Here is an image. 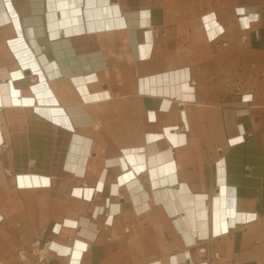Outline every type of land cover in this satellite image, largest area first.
Returning a JSON list of instances; mask_svg holds the SVG:
<instances>
[{
    "label": "crops",
    "instance_id": "crops-1",
    "mask_svg": "<svg viewBox=\"0 0 264 264\" xmlns=\"http://www.w3.org/2000/svg\"><path fill=\"white\" fill-rule=\"evenodd\" d=\"M110 1L129 27L51 37L47 0H13L21 36L11 21L0 24V69L25 73L0 76V86L35 99L0 107V260L19 264L18 247L43 227L76 220L78 229L64 227L56 240L68 244L80 231L88 248L81 264H264V0ZM239 7L256 14L248 31ZM141 9L152 13L148 58L138 51ZM210 12L226 31L216 40L204 25ZM36 18L44 26L29 34L24 21ZM19 41L28 60L12 47ZM178 68L190 71L193 101L170 95L168 86L143 91V79ZM244 131L245 142L229 145ZM126 172L144 195L122 180ZM25 176L48 183L21 184ZM158 179L164 183L155 185ZM87 188L90 198L75 193ZM96 209L102 214L94 219ZM89 228L94 237L83 233ZM53 264L69 258L55 255Z\"/></svg>",
    "mask_w": 264,
    "mask_h": 264
},
{
    "label": "bare ground",
    "instance_id": "bare-ground-1",
    "mask_svg": "<svg viewBox=\"0 0 264 264\" xmlns=\"http://www.w3.org/2000/svg\"><path fill=\"white\" fill-rule=\"evenodd\" d=\"M4 4V10L0 12V24L6 21H11L17 31L19 32L20 36L23 33V23L21 22L19 13L14 7L13 0H0ZM36 3H39V0H33ZM48 2V11L46 20H42L46 24L48 23L49 28V36L56 37L59 34H66V35H74L79 32L83 31H102V30H115V29H124L129 27V22L127 17L120 11L118 3L111 2L110 0H47ZM238 13L242 15V18L239 19L240 25L243 28L248 27L251 24V19L256 17V14L247 15L245 10L242 7L237 9ZM136 22L140 28L144 30V41L138 45L139 56L142 58L150 57L153 47H154V33L152 28V13L149 9H141L137 11L135 14ZM204 25L207 31V34L211 40H216L223 34H225V28L219 21L217 15L214 12H210L203 17ZM39 18L34 19H25L24 23L27 27L29 34H38L40 31L39 29L43 26H38L39 23H42ZM42 26V27H41ZM43 31V30H42ZM24 41L16 42L12 45V47L19 48V57L20 59L28 60L31 56L28 53L27 49L23 47ZM28 69L35 70V62L29 63ZM25 73L22 70H17L12 73L7 71L5 67H1L0 69V76L1 77H11L12 78H21L24 77ZM190 71L188 68H178L172 69L163 73H158L153 76H150L147 79L142 80V89L143 91L151 90L150 88L147 89L146 86L150 87L151 84L157 86H168L169 87V94L174 95V97H179L180 100L183 101H193L195 98L194 88L190 83ZM89 81H94L97 78L95 73L88 75ZM173 87V88H172ZM12 89V92H10ZM173 89V90H172ZM80 90L83 94L89 93V90L86 85L80 86ZM19 92L11 85H1L0 86V107L7 106L12 103L17 104H32L34 103L35 99L33 98H21L18 96ZM97 98H102V92L96 95ZM164 108H168L172 97H164ZM246 100H250V96L247 95L245 97ZM73 114L74 118L77 119L80 116L74 109L70 110ZM83 114L82 117H88L83 109H81ZM77 113V114H75ZM244 111L241 110V114ZM80 121H76L79 123ZM167 134L170 138L175 142L176 136L172 133L171 130H166ZM155 137H158L155 136ZM243 138V135L239 133L236 137L231 138V143H238ZM0 143H1V135H0ZM133 172H126L122 176V180L125 182L128 180L129 186L132 188V191L136 190L143 194V190L140 191L141 186L137 185L138 180L134 179L131 182V177H133ZM21 184L25 185H46L48 183L47 178L41 177H30L25 176L21 177ZM164 183L163 179H158L154 181L155 185H160ZM135 187H134V186ZM102 188V186H99ZM93 189L87 188L85 189H77L75 193L79 196H85L90 198L92 196ZM144 195V194H143ZM216 204L222 205V196L218 194L216 196ZM182 207L184 204L190 205V199L185 202H181ZM200 205V204H198ZM147 206V203H143L138 205V210H143ZM99 209H96V212ZM188 214L192 217L193 211L191 208H187ZM204 212L201 213L199 211V216L201 217ZM69 225L68 227H75L79 226V221L76 220H65L63 223ZM82 223L88 224L86 220L81 221ZM60 228V223L57 225V229ZM82 233V232H81ZM85 235L88 233L90 237H94L95 234L91 228L85 229L83 232ZM53 247L61 254L60 256H67L69 258V264H80L83 255L88 251L87 244L82 241L81 235L80 237H74L71 242L68 244H63L58 242L57 240L54 241ZM185 257H190L188 251L184 252L183 254ZM152 264H161L160 261H154Z\"/></svg>",
    "mask_w": 264,
    "mask_h": 264
},
{
    "label": "built area",
    "instance_id": "built-area-1",
    "mask_svg": "<svg viewBox=\"0 0 264 264\" xmlns=\"http://www.w3.org/2000/svg\"><path fill=\"white\" fill-rule=\"evenodd\" d=\"M237 15L242 18V15L238 13ZM243 30L250 29V25L246 28L241 27ZM246 39V36L243 37ZM227 43H224L226 45ZM245 131L242 133L243 138L236 144L245 142ZM229 145L234 146L236 144L231 143V140H228ZM102 214V211L99 209L93 213V218L97 219V217ZM58 223H55L51 228L43 227L40 230V235L36 237L33 241L28 243L27 245L20 246L17 249V258L19 264H53L54 256H60L61 254L53 247L54 241L57 236L60 234L62 228L68 227L65 222L60 223V228L57 229ZM106 227L110 226L108 219L105 221ZM73 227V226H72ZM79 226H75L74 228L78 229ZM75 237H80V231L75 233ZM74 237H68L66 240L71 242ZM205 251L204 249H202ZM218 253H215V256H218ZM0 264H5L4 261L0 260ZM81 264V263H80Z\"/></svg>",
    "mask_w": 264,
    "mask_h": 264
},
{
    "label": "rangeland",
    "instance_id": "rangeland-1",
    "mask_svg": "<svg viewBox=\"0 0 264 264\" xmlns=\"http://www.w3.org/2000/svg\"><path fill=\"white\" fill-rule=\"evenodd\" d=\"M239 22V21H238ZM240 24V23H239ZM241 28V27H240ZM242 31H248V30H250V29H247V30H243V29H241ZM244 40V39H243Z\"/></svg>",
    "mask_w": 264,
    "mask_h": 264
}]
</instances>
